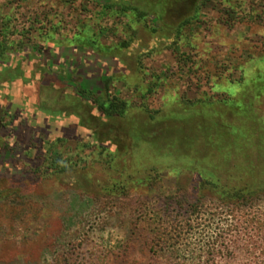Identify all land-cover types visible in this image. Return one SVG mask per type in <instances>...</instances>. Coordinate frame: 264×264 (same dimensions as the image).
<instances>
[{"label":"rangeland","instance_id":"1","mask_svg":"<svg viewBox=\"0 0 264 264\" xmlns=\"http://www.w3.org/2000/svg\"><path fill=\"white\" fill-rule=\"evenodd\" d=\"M243 1L247 9L255 5L262 13L264 0ZM108 4L109 0H0V28L4 20H11L12 39L22 38L24 47L41 44L42 29L46 32L45 29L52 30V27H56L55 39L67 43L65 39L72 38L82 22L99 25L103 46L112 48L129 42L128 47L118 53L117 63L94 57L89 52L65 54L63 60L55 62L50 73L56 75L60 85L47 87L44 82L56 80L44 74V80L28 90L45 110L59 113L66 110L54 101L59 91L73 93L61 85L64 81H74L68 84L71 88L74 84L85 86L88 82V87L106 91L104 78L115 71L120 76L127 75L129 84L108 83L109 92L132 106L128 120L114 119L105 129H113L119 135L118 171H106L102 162L96 160L95 149L80 150V141L86 143L89 139L78 133H69L63 148L70 153L68 157H72L75 169L60 177L36 181L33 175L24 176L22 170L29 171L33 157L20 151L0 162V264H190L193 257L200 256L202 240H211L218 232L217 221L209 222L212 215L218 219L215 211L218 202L213 197L207 196L203 215L190 218L187 212L189 203H194V169L199 157L206 152V139L199 137L191 144L190 138L195 139L199 123L214 122L218 127L239 125L244 116L215 104L214 112L206 114L200 109L196 115V110L190 111L189 116L184 115V120H180L183 113L177 115V102L186 105L208 97L213 100L226 97L231 85L219 76L239 80L241 72L236 66L244 63L249 54L264 53V15L255 23H248L242 17L234 19L219 0H212L203 7L200 22L185 31L188 37L181 53L190 56L187 61L174 51L171 40L173 28L185 16L184 7L159 24L171 27L157 34L140 27L134 34L126 33V18L106 10ZM42 59L36 56V66L31 65L37 72L42 69ZM139 66L163 79L157 91L149 96V107L164 110L165 117L173 112L176 119L167 118L155 125L139 111L142 99L134 87L151 80L136 74ZM248 66L251 74L254 65ZM257 108L256 117L264 116V103ZM42 113L46 117L53 116ZM61 120L53 124L55 131L59 128L75 132L79 128L72 118ZM42 124L38 138H51L52 128L46 122ZM134 128L156 133L162 130V144L167 140L174 147L160 150V140L155 142L157 148L137 141L129 134ZM209 138L214 143L219 141L216 131ZM132 148L134 150H130ZM81 159L84 161L80 163ZM152 166L162 170L160 181L154 187H146L139 181L148 177L147 169ZM114 183L125 185L128 190L123 193L115 190ZM256 205L258 210L264 211V194ZM233 236L231 233L226 236L228 252L217 254L215 264L245 262L246 257L233 253ZM239 239V245L246 243L245 236L239 235ZM173 260L176 262L172 263ZM195 263L200 264L199 259Z\"/></svg>","mask_w":264,"mask_h":264},{"label":"trees","instance_id":"2","mask_svg":"<svg viewBox=\"0 0 264 264\" xmlns=\"http://www.w3.org/2000/svg\"><path fill=\"white\" fill-rule=\"evenodd\" d=\"M211 1L109 0V4L105 7L109 13L113 12L126 18V33L134 34L140 27L146 28L153 34L163 31L167 26L171 27L170 25L159 26V24L164 22L169 14L182 10L184 7L185 16L173 28L171 39L174 51L180 54L188 37L185 31L192 29L200 22L203 7ZM219 2L227 8V12L234 19L242 17V20L248 23H255L264 15V5L261 6L263 9L260 13L255 5L247 9L243 0H219ZM10 23L11 20H4L0 28V142L3 141V145L0 146V162L6 156H15L20 151L24 155L31 154L33 157L31 161L33 165H29V171L22 170L24 176L33 175L36 181L45 177H60L75 169L73 167L76 164L72 162V157H68L70 153L63 148L68 141L66 137L69 133L74 135L78 133L89 139L86 143L80 141V150L95 149L98 157L96 160L102 162L106 171H118L119 165L116 161L121 154L119 135L115 134L113 129L109 131L105 129L114 119L128 120L132 114V106L129 101L119 95H112L109 92L108 83L120 81L128 85L127 75L120 76L118 71H115L116 73L112 72L111 76L105 77L106 91L92 89L88 87V82L85 86L74 84V88H71L68 84L74 81L70 80L67 83L64 81L65 83L61 85L67 86L73 93L63 94L56 89L58 93L55 94L57 98L54 101L66 108V110H60V113L57 110H45L28 90L34 88L37 82H42L44 74L56 80L55 82L49 79L44 82L48 85L47 87L59 86L60 82L56 75L50 72L54 63L61 58L63 60L65 54L71 56L89 52L94 57L113 60L117 63L118 53L128 47L129 42L112 48L103 46L100 43L102 30L98 29L99 25L96 22L93 24L82 22L74 36L65 39L67 43L55 39L53 31L56 27H52V30L45 29L46 32L44 28L42 29L44 32L41 31V34L44 33V37L41 44L24 47L22 38L12 39L13 34L9 31ZM36 56L43 57V70L39 72L31 66L37 61ZM180 56L187 61L190 59L187 53H181ZM70 61L73 62L69 59ZM250 64L254 65V71L251 74L250 66H248ZM33 65L36 66V63ZM236 68L241 72L239 80L219 76L222 81H227L231 85V88L226 91V97L218 100L208 97L203 100L189 101L186 105L182 101L177 102V115L183 113V116L178 118L180 120H184V115L189 114L190 111L196 110L195 114L200 109L205 113L214 112L215 104L223 105L233 114L244 116V120L242 119L239 125L229 124L218 127L214 122L199 123L195 139L190 138L191 144H194L199 137L206 139L204 142L206 152L199 157L200 161L196 163L194 169L196 174L192 188L194 203H189L188 215L190 218L203 215V206H207L205 200L208 195L218 202L215 208L218 219L215 215H212L210 220L207 219L209 222L217 221L218 232L211 237V240H202L200 256L193 257L190 264H196L198 259L200 264H215L217 254L228 252L226 236L230 233L234 235L231 245L233 253L246 257L242 264H264V211L256 207V201L264 194V116L256 117V108L261 102L264 103V53L257 56L249 54L245 62L239 63ZM136 74L151 78L147 84H137L134 87L142 99L139 111L146 114L155 125L160 124V121H166L167 118L176 119L177 116L173 115V112L169 114L171 116L165 117L164 110H153L147 103L149 96L160 87L163 80L161 75H150L142 66H139ZM42 88L44 91L47 90L45 86ZM129 88H132L131 85ZM42 111L53 116H43ZM161 112L163 115H160ZM63 117L76 121L79 125L77 131L65 132L60 131L59 128H57L58 132L55 131L53 124H56L60 118L63 121ZM7 118H9L8 122L5 121ZM42 122H46L52 128L50 132L53 135L49 139L38 138V134H42L40 130L43 127ZM59 124L58 122L57 126ZM148 130L134 128L133 131H129V134L134 136L135 140L154 148H157L155 142L158 143L157 140H160L158 144L160 150L162 147L166 150L174 147L167 140L162 144V137H160L162 130L158 133ZM214 131L217 132L219 140L216 143L209 138ZM218 145L219 147H216ZM190 147L193 148V145ZM65 154H67L66 158ZM82 161L84 160L81 159L80 163ZM232 161L233 164H231ZM147 170L148 177L140 180L139 183H143L146 187H154L160 181L162 170L157 166L149 167ZM87 184L89 185L88 181ZM114 188L122 193L128 190L127 186L118 183H114ZM222 221L225 223L220 225ZM190 226L193 227V224ZM239 235L246 237L245 244L239 245ZM173 262L176 261L173 260Z\"/></svg>","mask_w":264,"mask_h":264}]
</instances>
